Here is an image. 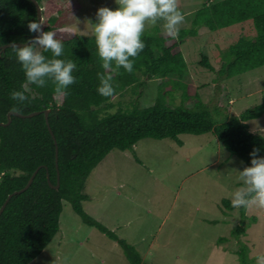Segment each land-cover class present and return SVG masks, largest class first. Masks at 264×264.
<instances>
[{"label":"trees","instance_id":"16d2710c","mask_svg":"<svg viewBox=\"0 0 264 264\" xmlns=\"http://www.w3.org/2000/svg\"><path fill=\"white\" fill-rule=\"evenodd\" d=\"M36 2L42 8V30L55 32L64 45L59 58L76 63V83L69 87L66 98L55 94L51 81L45 87L32 85L31 91L25 93L28 100L18 105L10 94L23 90L25 74L10 48L0 51V123L7 122L13 106L20 109L16 112L20 115L40 112L31 118L12 115L9 125L0 126V207L8 195L25 187L39 167L30 187L13 196L0 215V264H30L36 259L59 232L63 201L71 205L82 223L107 233L84 212L81 203L87 200L83 193L86 179L113 150L133 152L134 146L144 139H171L182 146L180 135L212 134L230 156L246 167L251 166L253 149H259L258 155L264 157V137L250 132L247 125V121L264 114V102L229 118H221L220 112L210 110L196 92L191 106L164 102L176 91L181 92L183 102L190 100L187 89L191 86L182 81L187 65L180 45L187 37H197L201 29L217 33L247 25L246 31L242 27L241 35L224 51L223 64L217 72L221 77L230 79L264 66V0H202L201 6L191 13L189 27L179 29V39L161 32L159 24L144 31L142 40L146 46L135 59L133 71L120 68L111 73L115 89L111 97L97 92V74L110 73L101 67L95 37L59 29L55 14L60 8L55 0ZM33 20L37 21L36 10L30 0H0V44L29 41L34 33L28 30V24ZM43 54L53 58L51 52ZM199 65L214 72L205 56H201ZM152 79L160 80L159 96L152 106L141 108L136 96H141L139 91ZM128 92L130 97L135 96L128 106L111 111L115 107L113 99ZM45 110H49L48 127L56 145L44 119ZM55 146L57 190L52 188L57 184ZM223 203L230 209L228 202ZM245 213V208H239L241 222L231 232L235 238L249 226L245 224ZM247 252L244 245L238 247L234 253L238 264H256L255 258L248 259Z\"/></svg>","mask_w":264,"mask_h":264},{"label":"rangeland","instance_id":"374dc122","mask_svg":"<svg viewBox=\"0 0 264 264\" xmlns=\"http://www.w3.org/2000/svg\"><path fill=\"white\" fill-rule=\"evenodd\" d=\"M201 1L177 0L185 17L179 29L189 27L191 13ZM55 3L60 8L55 14L57 27L85 36H94L90 24L97 22L99 8H117L115 0ZM159 22L160 31L165 32L163 21ZM242 27L246 31L243 24L217 33L201 29L197 37H187L180 49L187 65L182 81L192 87L187 89L190 100L183 102L176 91L164 102L191 106L196 92L221 118L238 116L264 102V66L230 79L217 73L224 51L241 35ZM152 28L146 25L145 31ZM201 56L208 58L214 72L199 65ZM159 82L148 80L139 91L136 99L141 108L155 103ZM130 95L115 97L111 111L128 106L135 97ZM247 125L250 132L264 137V114ZM178 138L182 146L171 139H144L133 152H110L86 179L87 200L81 203L107 233L82 223L63 201L59 232L30 264H130L135 260L139 264H238L234 253L240 245L247 248L248 259L264 254V209H246L245 233L238 238L231 235L241 218L230 195L241 186L238 172L246 165L230 156L212 134Z\"/></svg>","mask_w":264,"mask_h":264},{"label":"clouds","instance_id":"9594fccd","mask_svg":"<svg viewBox=\"0 0 264 264\" xmlns=\"http://www.w3.org/2000/svg\"><path fill=\"white\" fill-rule=\"evenodd\" d=\"M115 3V10L99 8L96 12L97 22L95 25L90 24L94 30L101 67L110 73L97 74V92L103 97L115 94L111 73L118 72L120 68L128 73L133 71L135 59L146 46L142 40L146 25L155 27L158 21H163L166 34L172 39H179V26L185 20L177 0H115ZM42 29L41 21L33 20L28 24V30L37 35L23 46L14 42L9 44L25 74V83L21 86L23 90L10 94L18 105L28 100L25 93L31 91L32 85L45 87L51 81L55 85V94L66 98L69 87L76 83V77L73 76L76 63L60 59L64 51L63 43L56 38L55 32ZM41 50L51 52L53 58H46ZM19 110L16 106L11 109L12 112ZM258 153L259 149H253L250 153L251 166L238 172L241 186L230 195L233 207L264 209V157ZM255 260L256 264H264V254L257 255Z\"/></svg>","mask_w":264,"mask_h":264},{"label":"water","instance_id":"95a60500","mask_svg":"<svg viewBox=\"0 0 264 264\" xmlns=\"http://www.w3.org/2000/svg\"><path fill=\"white\" fill-rule=\"evenodd\" d=\"M30 1H31V2L34 4V6H35L37 22H39V20H40L41 23H42V21H43V18H42V8H41L40 5L36 2V0H30ZM36 35H37V34L34 33V34L32 35V37H31V39L34 38ZM9 44H10V43L5 44V45H2V47H0V51H4L5 49L10 48V47H9ZM16 44H17L18 46H23L25 43H23V44H22V43H16ZM39 113H40V112H33V113H30V114H27V115H20V114H18V113H16V112H12V111H11V112H9V113L7 114V122H6V123H0V126H7V125H9V123H10V117H11L12 115L17 116V117H20V118H31V117H33V116L38 115ZM48 113H49V110H45V111L43 112V114H44V119H45V122H46L47 127H48V120H47ZM48 130H49V133H50V135L52 136V138H53V140H54V136L52 135V132H51V130H50L49 127H48ZM54 143H55V140H54ZM55 145H56V143H55ZM57 154H58L57 146H55V169L57 170V184H56L55 186H52V188H54L55 190H57V189L59 188V174H58V167H57ZM38 170H39V167H38V168L32 173V175L30 176V178H29L27 184L25 185V187H23L22 189H20V190H18V191L13 192L12 194H10V195H8V196L6 197L5 201L3 202V204H2L1 207H0V215L2 214V212L4 211V209H5L6 205H7V203L9 202V200H10L13 196L25 192V191L30 187V185H31V183H32V181H33V178H34V176L36 175V173H37Z\"/></svg>","mask_w":264,"mask_h":264},{"label":"crops","instance_id":"0c3cea01","mask_svg":"<svg viewBox=\"0 0 264 264\" xmlns=\"http://www.w3.org/2000/svg\"><path fill=\"white\" fill-rule=\"evenodd\" d=\"M59 221H60V219H59Z\"/></svg>","mask_w":264,"mask_h":264}]
</instances>
